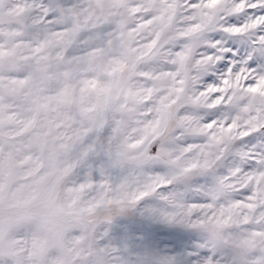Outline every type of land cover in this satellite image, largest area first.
I'll return each instance as SVG.
<instances>
[{
  "label": "snow or ice",
  "instance_id": "snow-or-ice-1",
  "mask_svg": "<svg viewBox=\"0 0 264 264\" xmlns=\"http://www.w3.org/2000/svg\"><path fill=\"white\" fill-rule=\"evenodd\" d=\"M0 264H264V0H0Z\"/></svg>",
  "mask_w": 264,
  "mask_h": 264
}]
</instances>
